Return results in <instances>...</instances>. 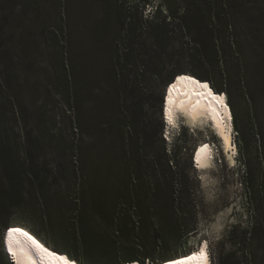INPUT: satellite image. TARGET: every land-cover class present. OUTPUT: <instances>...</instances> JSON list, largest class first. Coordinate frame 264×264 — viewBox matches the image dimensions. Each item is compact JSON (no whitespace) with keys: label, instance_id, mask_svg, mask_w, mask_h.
Instances as JSON below:
<instances>
[{"label":"rangeland","instance_id":"rangeland-1","mask_svg":"<svg viewBox=\"0 0 264 264\" xmlns=\"http://www.w3.org/2000/svg\"><path fill=\"white\" fill-rule=\"evenodd\" d=\"M203 72L227 98L232 155L212 128L161 114L166 80ZM208 146L202 171L191 159ZM14 226L80 264L203 243L210 264H264V0H0V264Z\"/></svg>","mask_w":264,"mask_h":264},{"label":"bare ground","instance_id":"bare-ground-1","mask_svg":"<svg viewBox=\"0 0 264 264\" xmlns=\"http://www.w3.org/2000/svg\"><path fill=\"white\" fill-rule=\"evenodd\" d=\"M173 79L167 84L168 87L166 86L167 88L165 91L163 107L161 111L166 125L177 126L176 120L180 116L182 117V119H184V121H187L189 123L190 127H193L195 129L200 128V125L210 127L213 129L214 133L219 136V139L222 138L221 143L223 144L224 149L227 150V152L230 151V149L232 150L233 148L231 147V145L233 144V142L231 129L233 127V123L231 118L232 114L227 105L226 96L224 94L217 95L214 93V91V95H212L208 86L204 87L205 84H203L199 80L198 81L202 84L194 82L189 78V76L180 77L175 79L174 81ZM168 127L169 126H167V128ZM204 148V150L202 151L198 149L192 158L193 165L196 162L197 168L202 171H206L208 169V167L210 166V160L212 159L211 147L208 146ZM231 153L233 152L230 151L229 154ZM14 227L21 229L22 232H26L28 236L32 237V240L36 241L44 249H47L49 252L54 254L53 257H48L46 253L37 251L35 246L32 244V240H29L23 235L16 234L13 237L14 246L16 247L17 251V256L14 257L15 264H18V262L19 264H64L63 261L56 260L54 257L67 256L53 251L43 241H41L38 237L33 235L28 230L18 226ZM7 233L8 231H6L4 235L3 246L8 250ZM205 245L206 243H203L201 245V248L205 247ZM25 252L29 253L32 256L31 261L27 258V256L23 255V253ZM67 259L69 261H73L74 264H78L69 257H67ZM178 259L179 258L173 259L172 261ZM209 261L210 260L207 257L206 264H210ZM190 264H195V262H190Z\"/></svg>","mask_w":264,"mask_h":264},{"label":"trees","instance_id":"trees-1","mask_svg":"<svg viewBox=\"0 0 264 264\" xmlns=\"http://www.w3.org/2000/svg\"><path fill=\"white\" fill-rule=\"evenodd\" d=\"M140 2H141V5L144 7V5H146L147 4V0H140ZM164 7H165V5L162 3V2H160L159 3V5L156 7V11H158L159 12V14H163V11L162 10H164ZM187 55V57H189L190 59L191 58H194V57H196L197 56V53L195 54L194 53V50H188V52L186 53ZM199 56V59H204L203 57L204 56H202V54H199L198 55ZM221 73H224V71H222L221 70ZM193 74V73H192ZM159 75H160V73H159ZM175 75H177V74H174V75H172V76H170L166 81H167V83H169V81H171V79H172V77L173 76H175ZM194 75H196V77H194V76H190V77H194L195 79H197V80H199L200 82H202L203 84H209V82H208V80H209V72H203V73H201V74H194ZM160 77H161V75H160ZM184 77H187V76H184ZM173 81H174V79H173ZM172 81V82H173ZM166 83V84H167ZM165 84V85H166ZM165 87V86H164ZM210 87H211V85H210ZM166 88V87H165ZM213 89H214V92H216V93H221V92H219V91H221L222 89H220V88H218V87H215V86H213L212 87ZM165 95V94H164ZM161 101V100H160ZM162 111V110H161ZM175 147H177V148H181V146H175ZM191 158V157H190ZM192 160V163H193V159H191ZM165 166H167L168 168H170L171 166L169 165V161H165V164H164ZM132 176V178H131V180L135 183V186H138V187H140L141 189H143L144 191H149V190H155L154 188H149L150 187V185L152 184V183H148V182H150V181H148V180H145V179H143V178H141V179H139L138 178V175H135L134 177H133V174H131ZM154 175H156V174H154ZM158 178H155L156 180H157V183L158 184H167V183H169L168 181H167V179L161 174V173H159V176L158 175H156ZM246 176H247V173H246ZM172 182H174V180H170V183H172ZM81 183H83V180H81ZM158 184H155V186L156 187H158ZM172 196H173V193H169V195H168V197H170L171 199H172ZM132 200L133 201H135V203L137 202V208L139 209L138 211V214H137V217H141V212L143 211H148L149 209H148V198H147V196H141V197H135V198H132ZM166 201H167V198L165 199ZM174 199H172V201H173ZM97 206H98V204H96ZM100 207V209H101V211H103V212H105V207H103V205H100L99 206ZM111 216L112 215H110V217L108 218V219H111ZM120 228V227H119ZM133 229V228H132ZM135 230V229H134ZM134 230H133V232H134ZM75 231H77L76 233V235L78 236V238H79V240H80V242L87 248V247H89V248H93L95 245H94V242H93V239L91 238L92 237V233H90V230H87L86 229V225L85 224H81V225H79V228H77ZM133 243H134V245H137V246H139L140 248H141V232H136V233H134V235H133ZM48 246V245H47ZM49 247V246H48ZM49 248H51V247H49ZM52 249V248H51ZM53 251H55V252H58V253H60V254H62V255H64V256H67V257H69L68 255H66V254H64V253H61V252H59V251H57V250H55V249H52ZM93 250V249H92ZM1 251H2V254L3 255H5V257L7 258V260L9 261V263L10 264H12V262L9 260V258H8V256H7V254L5 253V251H4V247H3V244H1ZM63 252V251H62ZM140 255V254H139ZM149 255H151L150 253H148V252H145L144 253V256H146V258L148 259L147 260V263L146 264H157V263H159L160 261H164V260H158V261H156V259H150V257H149ZM69 258H71L72 259V257H69ZM75 261V260H74ZM131 261H137V262H140V264H144L145 262L143 261V259H141V257H137V258H135V259H128V260H124V261H122L121 263H119V264H123V263H126V262H131ZM75 262H77V261H75ZM78 263V262H77ZM79 264V263H78Z\"/></svg>","mask_w":264,"mask_h":264},{"label":"snow or ice","instance_id":"snow-or-ice-1","mask_svg":"<svg viewBox=\"0 0 264 264\" xmlns=\"http://www.w3.org/2000/svg\"><path fill=\"white\" fill-rule=\"evenodd\" d=\"M204 87H207V85H204ZM16 234H20L23 235L25 237H27L29 240H32V237L28 236V234L26 232H22L21 229L18 228H10L8 229V251L9 253L13 256L16 257L17 256V251H16V247L14 246V241H13V237ZM32 244L35 246V248L37 249V251L41 252V253H46L48 257H53L54 254L49 252L47 249H44L41 245H39L36 241L32 240ZM206 245L205 247H202L199 251V253H192V255L187 256L186 258H181L175 261H172L171 264H190V262H195V264H206V260H207V253H206ZM23 255L27 256V258L31 261L32 256L25 252L23 253ZM56 260H61L64 262V264H74L73 261H69L67 259V257H61V256H55L54 257ZM19 264V262H18Z\"/></svg>","mask_w":264,"mask_h":264},{"label":"clouds","instance_id":"clouds-1","mask_svg":"<svg viewBox=\"0 0 264 264\" xmlns=\"http://www.w3.org/2000/svg\"><path fill=\"white\" fill-rule=\"evenodd\" d=\"M180 124L182 125V126H184V123H182V122H180ZM4 247V246H3ZM5 249V248H4ZM8 256V255H7ZM9 258V257H8ZM9 260L12 262V264H15L10 258H9Z\"/></svg>","mask_w":264,"mask_h":264},{"label":"water","instance_id":"water-1","mask_svg":"<svg viewBox=\"0 0 264 264\" xmlns=\"http://www.w3.org/2000/svg\"><path fill=\"white\" fill-rule=\"evenodd\" d=\"M175 76H177V75H175ZM173 77H174V76H173ZM173 77H172V79H173ZM172 79H171V80H172ZM169 82H171V81H169Z\"/></svg>","mask_w":264,"mask_h":264}]
</instances>
